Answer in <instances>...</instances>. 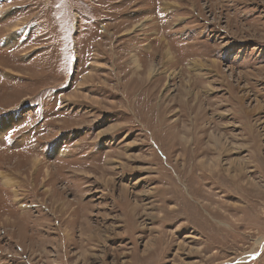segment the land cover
Segmentation results:
<instances>
[{
	"label": "rangeland",
	"instance_id": "obj_1",
	"mask_svg": "<svg viewBox=\"0 0 264 264\" xmlns=\"http://www.w3.org/2000/svg\"><path fill=\"white\" fill-rule=\"evenodd\" d=\"M0 264H264V0H0Z\"/></svg>",
	"mask_w": 264,
	"mask_h": 264
},
{
	"label": "bare ground",
	"instance_id": "obj_2",
	"mask_svg": "<svg viewBox=\"0 0 264 264\" xmlns=\"http://www.w3.org/2000/svg\"><path fill=\"white\" fill-rule=\"evenodd\" d=\"M7 43H10L11 42V39L9 38L7 41H6ZM56 43V42H55ZM164 55V54H163ZM165 56L167 57L166 59H167V63H168V61H169V58H168V56H169V54L168 53H165ZM165 58V57H164ZM170 59H172V58H170ZM172 62V61H171ZM140 69V68H139ZM138 68H136L135 69V71L134 72H138V70H139ZM142 69V68H141ZM143 70V69H142ZM140 71V70H139ZM196 99V98H195ZM195 104V103H194ZM187 107V106H186ZM193 108V107H192ZM190 113V112H189ZM196 113V112H195ZM194 124V123H193ZM193 146V149H191V154H192V158H195L197 155H205V156H208L209 154H214L215 156L216 155H221V156H225L226 154V152L225 153H222L221 151H222V149H218V146L215 144L214 145V149H212V148H210V149H202L201 148V144L199 143V142H197L196 144H193L192 145ZM189 162H193V160H191V161H189ZM213 162V161H212ZM202 166V165H201ZM185 169H186V166H185V168H184V171L182 172V173H185ZM187 169H189V171H188V173H187V180L189 181V179H190V177L192 178V176L194 175V173H196V174H198V172H200V176H204L205 174H204V171H202L201 169H199L198 168V166H193V165H191L190 167H187ZM186 169V170H187ZM199 178V177H198ZM193 179H195V178H193ZM200 180L202 179V178H199ZM187 180H185L186 182H187ZM209 180H211L210 178H209ZM3 181H4V183L6 184V185H8V180L6 179V178H4L3 179ZM185 184V183H184ZM188 195V194H187ZM205 213V212H204Z\"/></svg>",
	"mask_w": 264,
	"mask_h": 264
}]
</instances>
